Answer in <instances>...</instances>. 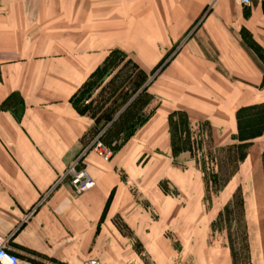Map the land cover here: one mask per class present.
I'll list each match as a JSON object with an SVG mask.
<instances>
[{
    "label": "crops",
    "instance_id": "1",
    "mask_svg": "<svg viewBox=\"0 0 264 264\" xmlns=\"http://www.w3.org/2000/svg\"><path fill=\"white\" fill-rule=\"evenodd\" d=\"M112 52L135 67L128 82L160 68L147 88L156 105L105 160L90 146L109 124L74 100ZM262 56L264 0H0V240L21 264H234L214 217L189 223L188 202L158 183L181 173L171 115L229 143L239 111L264 105ZM262 137L227 184L242 178L245 264H264ZM75 162L95 181L81 193L65 177Z\"/></svg>",
    "mask_w": 264,
    "mask_h": 264
},
{
    "label": "rangeland",
    "instance_id": "2",
    "mask_svg": "<svg viewBox=\"0 0 264 264\" xmlns=\"http://www.w3.org/2000/svg\"><path fill=\"white\" fill-rule=\"evenodd\" d=\"M263 58L264 56H262ZM159 68L160 65L148 75L140 73L134 82H128L127 78L130 77L131 72L135 71V67L127 61L123 54L112 52L108 63L98 70L93 79L75 96L74 103L81 111L95 118L102 124L101 127L109 124L104 132L101 131L103 128L99 130L102 134H98L96 139L102 141L112 155L126 139L143 126L149 112L156 105L155 101L151 103L147 88L154 81ZM105 75L109 77L107 78ZM136 92L138 94L134 95ZM131 98L133 101H129ZM128 101L131 103L128 104V109L126 108L127 110L120 113V109ZM149 103L152 106L148 107ZM106 104L108 107L106 113H101L100 109H103ZM242 122L246 135L256 132L264 123V107L262 105L254 106V108L246 110L242 114ZM211 134L212 131L206 123L199 124L197 127H189V123L183 115H174L171 119L172 168L173 171L178 170L181 173L173 175L172 179L160 180L158 186L172 200L182 198L188 202L186 212L189 223L201 211L205 219L213 216L215 220H213L211 232L216 235L220 243H226L228 239L233 251V262L240 264L242 261L247 262L249 257L244 238L242 178L233 180L229 184L230 186L227 184L245 157L246 144L249 141H239L235 135L236 138L229 143L217 145ZM261 144L264 147V141ZM179 153H183L182 159H177L176 155ZM145 162V158L139 160L141 165ZM260 162L262 165V157ZM262 168L264 169V164ZM234 186H236L235 190L230 193L231 197L227 200L228 190ZM197 201L201 202L202 210L199 206L195 207ZM183 232L190 235L193 230L189 226ZM168 235L171 237V233Z\"/></svg>",
    "mask_w": 264,
    "mask_h": 264
},
{
    "label": "built area",
    "instance_id": "3",
    "mask_svg": "<svg viewBox=\"0 0 264 264\" xmlns=\"http://www.w3.org/2000/svg\"><path fill=\"white\" fill-rule=\"evenodd\" d=\"M238 1L240 4L245 6H249L252 3V0ZM91 148L94 149V151L105 160H108L112 155L109 148L99 139L94 140ZM65 177L68 178V183L75 193L84 192L95 185L94 179L85 169L80 168L77 162L67 168ZM0 264H21L18 255L9 251L2 240H0ZM83 264L101 263L95 259H90L85 261Z\"/></svg>",
    "mask_w": 264,
    "mask_h": 264
},
{
    "label": "trees",
    "instance_id": "4",
    "mask_svg": "<svg viewBox=\"0 0 264 264\" xmlns=\"http://www.w3.org/2000/svg\"><path fill=\"white\" fill-rule=\"evenodd\" d=\"M133 101V100H132ZM75 104V106L77 107V109H79L78 108V106L76 105V103H74ZM131 104V103H130ZM129 106V105H128ZM127 106V107H128ZM126 107V108H127ZM263 107H264V105H263ZM252 108H254V106L253 107H249V108H246V109H243V110H241V111H239V113L237 114V120H238V134H237V138H238V140L239 141H250V140H252V139H254V138H256V137H259V136H261L262 135V132L264 131V123L260 126V129H258L256 132H254V133H250L249 135H246L245 133H244V129H245V126H244V123L242 122V114L246 111V110H249V109H252ZM128 109V108H127ZM126 109V110H127ZM80 110V109H79ZM81 111V110H80ZM176 114H179V115H183L184 117H185V119H187L186 118V116L183 114V113H180V112H178V113H174V114H172L171 115V118L170 119H172L173 118V116L174 115H176ZM236 137H234L233 139H235ZM246 146H248V142H247V144H246ZM239 198H240V196H239ZM241 201V200H240ZM245 236V235H244ZM245 238V237H244ZM246 240V239H245ZM246 242V241H245ZM246 263V261H242V262H240V264H245Z\"/></svg>",
    "mask_w": 264,
    "mask_h": 264
}]
</instances>
